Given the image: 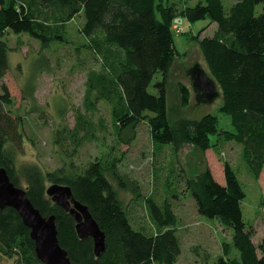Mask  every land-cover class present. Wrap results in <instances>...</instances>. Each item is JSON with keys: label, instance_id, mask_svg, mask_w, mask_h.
Returning a JSON list of instances; mask_svg holds the SVG:
<instances>
[{"label": "trees", "instance_id": "16d2710c", "mask_svg": "<svg viewBox=\"0 0 264 264\" xmlns=\"http://www.w3.org/2000/svg\"><path fill=\"white\" fill-rule=\"evenodd\" d=\"M264 0H198L180 8L174 0H0V79L11 69L7 33L29 35L43 47L66 41V25L80 17L82 46L100 64L87 74L83 106L74 111L75 124L59 113L62 122L54 143L64 166L44 172L37 164H19L18 153L26 134L23 119L11 110L13 100L6 85L0 95V168L25 189L29 200L44 217L56 216L60 245L72 264H179L182 255L177 234L178 218L168 202L148 198L147 222L135 225L120 204L107 177L118 174L123 158L114 152L85 165L76 159L86 143L98 140L105 121L100 105L111 107L118 137L131 126L149 125L155 142L178 152L185 143L201 150L214 148L213 137L242 148L250 172L260 180L264 172ZM210 22L215 29L200 39L210 75L223 101L221 111L231 118L234 131L222 130L215 115L171 124L166 78L180 56L175 43L176 20ZM160 76V77H159ZM31 86V84H28ZM35 102L33 90L27 94ZM187 95V94H186ZM187 97V96H186ZM224 181L208 171L201 187L190 186L199 214L219 220L233 232L238 256L226 250L217 264H264L253 242L254 232L245 220L246 192L234 167L224 165ZM120 179V178H119ZM121 180V179H120ZM122 181V180H121ZM48 183L69 186L106 235V250L95 254L92 238L80 239L76 221L47 195ZM0 256L14 264H43L36 254L31 230L13 208L0 210Z\"/></svg>", "mask_w": 264, "mask_h": 264}, {"label": "rangeland", "instance_id": "374dc122", "mask_svg": "<svg viewBox=\"0 0 264 264\" xmlns=\"http://www.w3.org/2000/svg\"><path fill=\"white\" fill-rule=\"evenodd\" d=\"M174 1L182 8L193 6L198 0ZM235 2L224 0L227 7ZM257 8L260 13L264 6ZM83 24L81 16L69 21L66 41L49 47H43L29 35L7 33L11 69L0 79V95L3 94L2 86L6 85L14 103L11 110L23 119L26 139L23 150L17 155L20 165L37 164L45 173L64 166L65 159L54 143L55 130L62 122L59 113L66 111L68 123L75 124L74 111L83 106L87 74L100 69L95 57L82 47L86 43L81 32ZM214 29L215 25L206 21L182 20L174 24L180 56L172 62L166 85L169 118L175 127L186 120L196 121L206 115H215L222 130L234 131L231 118L221 111L222 98L211 104H198L188 76L196 64H201L209 73L200 39ZM29 88L33 90L38 112L34 110L32 97L29 98L31 91L27 94ZM99 116L104 119L106 129L100 131L98 140L82 147L77 164L85 165L112 152L123 158L118 174L111 172L107 177L136 226L148 220V198L168 202L178 218L176 229L182 249L179 264H217L226 250L232 257L239 255L232 230L219 220L199 214L190 187L197 184L200 188L208 171L218 181H224L226 163L234 167L246 192L245 220L254 232L253 242L259 254L264 255V172L261 179L256 180L243 159L241 147L225 143L221 136L212 138L215 147L209 150L185 143L176 152L170 145H158L146 123L131 126L118 137L112 125L111 107L105 102L100 105ZM0 264H14V261L0 256Z\"/></svg>", "mask_w": 264, "mask_h": 264}, {"label": "water", "instance_id": "95a60500", "mask_svg": "<svg viewBox=\"0 0 264 264\" xmlns=\"http://www.w3.org/2000/svg\"><path fill=\"white\" fill-rule=\"evenodd\" d=\"M178 21L182 20H176ZM188 76L192 80L198 104H211L221 97L217 82L201 64H196L188 72ZM47 195L55 204L73 216L80 239H93L95 254L100 257L106 250L105 232L101 230L89 209L75 198L72 188L51 185L47 189ZM7 207L16 210L25 226L31 230L37 258L43 264H72L68 252L60 245L56 216L44 217L29 200L27 191L17 187L11 181L7 170L0 168V210Z\"/></svg>", "mask_w": 264, "mask_h": 264}]
</instances>
